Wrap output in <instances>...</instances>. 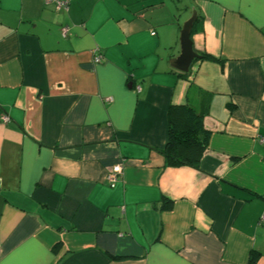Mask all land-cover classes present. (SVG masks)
<instances>
[{
  "label": "crops",
  "instance_id": "obj_1",
  "mask_svg": "<svg viewBox=\"0 0 264 264\" xmlns=\"http://www.w3.org/2000/svg\"><path fill=\"white\" fill-rule=\"evenodd\" d=\"M184 104L197 168L160 153ZM262 213L264 0H0V264H264Z\"/></svg>",
  "mask_w": 264,
  "mask_h": 264
},
{
  "label": "trees",
  "instance_id": "obj_2",
  "mask_svg": "<svg viewBox=\"0 0 264 264\" xmlns=\"http://www.w3.org/2000/svg\"><path fill=\"white\" fill-rule=\"evenodd\" d=\"M198 20L199 16L193 24L192 31L195 30ZM202 57L213 59L206 54ZM204 113V111L198 112L186 104L169 106L167 143L164 149L160 150L167 165L198 167L210 134L203 126ZM254 259L255 254L252 253L249 263H253Z\"/></svg>",
  "mask_w": 264,
  "mask_h": 264
},
{
  "label": "water",
  "instance_id": "obj_3",
  "mask_svg": "<svg viewBox=\"0 0 264 264\" xmlns=\"http://www.w3.org/2000/svg\"><path fill=\"white\" fill-rule=\"evenodd\" d=\"M196 18L197 12L193 9L190 17L184 21L180 30V54L170 61L171 66L181 72H187L193 59L200 58V55L193 50L190 38Z\"/></svg>",
  "mask_w": 264,
  "mask_h": 264
},
{
  "label": "built area",
  "instance_id": "obj_4",
  "mask_svg": "<svg viewBox=\"0 0 264 264\" xmlns=\"http://www.w3.org/2000/svg\"><path fill=\"white\" fill-rule=\"evenodd\" d=\"M45 2L46 3H53L56 10H60V9H65L68 6L70 0H45ZM61 33L63 35L66 34V28L65 27H62ZM100 58H101V56L99 54H96V52H95V55L93 57L94 62H99ZM8 119H9L8 116H6V115L2 116V120L4 122L8 121ZM120 170H121L120 166L116 165L112 168V171L108 173L106 181L110 186L114 185V183L117 179L116 175H117V173L120 172ZM259 224L264 225V213H262L261 216L259 217Z\"/></svg>",
  "mask_w": 264,
  "mask_h": 264
},
{
  "label": "rangeland",
  "instance_id": "obj_5",
  "mask_svg": "<svg viewBox=\"0 0 264 264\" xmlns=\"http://www.w3.org/2000/svg\"><path fill=\"white\" fill-rule=\"evenodd\" d=\"M184 21H185V20H183L182 24L184 23ZM182 24H181V25H182Z\"/></svg>",
  "mask_w": 264,
  "mask_h": 264
}]
</instances>
